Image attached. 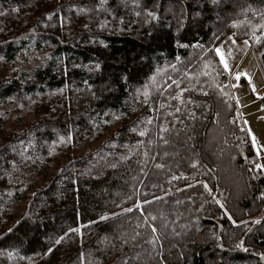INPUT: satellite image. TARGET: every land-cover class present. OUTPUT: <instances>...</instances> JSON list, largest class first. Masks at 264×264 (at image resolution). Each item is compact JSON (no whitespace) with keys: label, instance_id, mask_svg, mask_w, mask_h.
<instances>
[{"label":"trees","instance_id":"1","mask_svg":"<svg viewBox=\"0 0 264 264\" xmlns=\"http://www.w3.org/2000/svg\"><path fill=\"white\" fill-rule=\"evenodd\" d=\"M0 13L1 57L27 43L51 56L26 84L0 77V100L37 92L29 127L50 143L118 117L109 139L134 146L99 174L82 171L91 153L41 170L23 208L0 213V264H264V174L215 51L246 40L264 74V0H0ZM24 135L0 119V187Z\"/></svg>","mask_w":264,"mask_h":264},{"label":"rangeland","instance_id":"2","mask_svg":"<svg viewBox=\"0 0 264 264\" xmlns=\"http://www.w3.org/2000/svg\"><path fill=\"white\" fill-rule=\"evenodd\" d=\"M238 43L234 38L226 37L215 48V51L217 48L220 49L219 56L223 57L224 68L227 65L225 70L233 97L264 174V74L252 50L248 56L244 57L243 49L248 42L245 41L243 47ZM50 59L48 49H39L34 44L27 43L18 50L13 59L6 60L0 56V77H15L20 80L21 84H26V78ZM241 62V67L233 71L237 63L239 65ZM78 65L88 70L93 68V65L89 63H78ZM237 76L240 79H236ZM36 93L24 95L25 99L30 100L28 103L15 98L0 100V119L4 123L5 130L25 133L22 141L16 149L14 148L19 153L18 161L11 164V169L7 172L6 184L0 187V213L18 212L23 208L24 197L41 183L42 176L39 173L41 170L50 173L54 167L65 162L67 158L91 153V159L82 171L99 174L134 147L109 139L110 134L118 126V117H114L113 122L110 123L113 129L111 131L96 130L76 141H72L70 137L59 136L57 140L50 143L44 136L47 129L42 128L43 124L29 127L32 122L35 123L42 116V113L38 112L32 104L34 100L40 98L39 95L33 97ZM147 123V119L139 120L134 128L137 132L144 131ZM50 129L55 131V127ZM56 133L54 132V135ZM34 139L45 144L50 143L47 146L48 152L42 151L41 146L36 145ZM15 192L16 195L23 197L22 201L15 200L17 199Z\"/></svg>","mask_w":264,"mask_h":264},{"label":"crops","instance_id":"3","mask_svg":"<svg viewBox=\"0 0 264 264\" xmlns=\"http://www.w3.org/2000/svg\"><path fill=\"white\" fill-rule=\"evenodd\" d=\"M226 37H230L231 39H233L234 37L232 36V35H227ZM225 37V38H226ZM224 39V38H223ZM223 39L217 44V46L223 41ZM235 39V38H234ZM236 41H238L239 43H238V45H240V46H242L243 47V45H244V42L246 41V40H237V39H235ZM225 41V40H224ZM216 46V47H217ZM215 47V48H216ZM251 50H252V48H251V46H250V44L248 43V45L243 49V54H244V57H246V56H248L249 54H250V52H251ZM253 51V50H252ZM218 56H219V54H218ZM219 58H220V56H219ZM220 60H221V62L223 63V60L220 58ZM243 62V61H242ZM242 62L238 65V63H237V65H236V67L234 68V70L233 71H235V70H237V69H239L240 67H241V64H242ZM224 65V64H223Z\"/></svg>","mask_w":264,"mask_h":264},{"label":"snow or ice","instance_id":"4","mask_svg":"<svg viewBox=\"0 0 264 264\" xmlns=\"http://www.w3.org/2000/svg\"><path fill=\"white\" fill-rule=\"evenodd\" d=\"M0 14H2V13H0ZM216 52H217V54H219V53H220V49L217 48V49H216ZM221 59H223V57H221ZM225 68H227V65H225ZM236 79H240V77L237 76Z\"/></svg>","mask_w":264,"mask_h":264}]
</instances>
